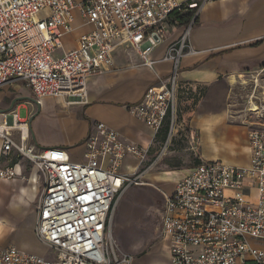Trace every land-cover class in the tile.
<instances>
[{
  "label": "built area",
  "instance_id": "2783aa9c",
  "mask_svg": "<svg viewBox=\"0 0 264 264\" xmlns=\"http://www.w3.org/2000/svg\"><path fill=\"white\" fill-rule=\"evenodd\" d=\"M216 1L0 0V89L23 83L39 102L44 97L82 102L91 78L116 71L115 53L121 47L140 57L137 66L150 70L171 62L170 75L129 108L154 134L170 125L166 150L177 122L180 64L194 53V21ZM75 12L89 30L67 51L64 38L76 28ZM184 15L190 23L156 59L154 51ZM249 101L248 112L262 120L250 131L251 166L204 162L165 199L161 231L171 239V264H264V97L254 93ZM30 138L29 120L0 111V151L32 163L43 189L35 236L55 257L0 244V264H132L134 256L120 249L113 224L119 200L152 169L122 172L129 155L143 164L141 147L105 123L88 135L82 161L61 147L38 149ZM16 176L13 167H0V181Z\"/></svg>",
  "mask_w": 264,
  "mask_h": 264
},
{
  "label": "crops",
  "instance_id": "0c3cea01",
  "mask_svg": "<svg viewBox=\"0 0 264 264\" xmlns=\"http://www.w3.org/2000/svg\"><path fill=\"white\" fill-rule=\"evenodd\" d=\"M75 16L76 28L66 36L70 37L69 44L73 42L74 45L68 46L64 38L67 51L76 48L79 38L89 30L78 12ZM198 22L190 35L194 53L186 55L179 68L178 114L172 131L173 136H185L189 145L183 151L169 150L168 145L165 153L162 151L157 158L159 160L165 155L167 198L173 195L178 181L204 162L221 161L233 167L251 166L249 136L256 125H253L255 123L245 108H249V100L254 93L264 97V0H219L201 10ZM186 25L180 22L179 26L170 29L165 42L153 53L156 59L165 56L169 47L179 40ZM259 41L263 42L254 45ZM115 59L116 62L122 61L124 69L91 78L87 98L82 102L69 103L60 97H44L39 102L26 85L23 88L17 84L0 89V111L17 112L19 115L20 109L28 108L30 117L26 119L30 123V143L38 149L61 147L74 161H82L88 135L95 131L98 123H105L126 142L141 147L146 154L144 162H150V157L158 153L157 146L164 145L165 149L170 136L169 128L166 137L169 124L154 134L144 121L130 113L129 108L143 98L148 87L170 75L172 63L159 62L153 70L137 66L140 57L124 47L115 53ZM190 131L196 136V143L191 141ZM128 160H136L135 170L130 174L133 175L140 170V162L129 155L121 168L126 174L124 167L128 166ZM31 164L15 152L3 154L0 151V167H13L17 172L12 181H0V195L7 194L11 199L3 214L15 213L20 225L14 234L17 245H11L16 248L21 245L19 236L35 241L38 219H28L32 215H26L25 211L26 206L35 202L38 196L35 189L39 190L33 182L37 174L33 170L28 171ZM32 173L28 187H24V181ZM150 174L151 171L144 173L143 183ZM9 186L19 189L15 196L7 190ZM123 197L119 200L115 216ZM164 208L165 204L159 212L161 220L156 233L163 242H167L168 251L159 253L156 258L152 252L154 248L142 245L133 250L140 254L138 257L132 254L133 264H171V239L161 231ZM142 247L146 249L142 250Z\"/></svg>",
  "mask_w": 264,
  "mask_h": 264
},
{
  "label": "rangeland",
  "instance_id": "374dc122",
  "mask_svg": "<svg viewBox=\"0 0 264 264\" xmlns=\"http://www.w3.org/2000/svg\"><path fill=\"white\" fill-rule=\"evenodd\" d=\"M66 40L69 44L70 37H66ZM72 45H74L73 42L68 46ZM121 62V60L116 62V71H121V69H124L123 63ZM20 86L25 88L23 83H20ZM23 93L25 94V92ZM247 107L245 110L247 111L250 119L252 118L253 122L255 123L253 124L256 125L254 127L258 128V125L261 126L260 119L256 117L255 114H250ZM19 116L22 119L30 117L29 109H20ZM180 134L185 133L181 132ZM169 145V150L175 148L179 151H183L186 147H188L189 143L185 136L177 137L174 135L172 140H170ZM156 150L158 153L153 154L154 157H150V162L145 161L140 166L141 171L151 167L152 169L150 170V176L146 177L144 183L134 186L125 194L117 212V216H115L116 218L113 225V233L115 234V238L120 249H122L125 253H131V255L133 254L136 257H138L140 254L133 250H136V248H139L142 245H148L150 248H154L152 252L156 258H158L159 253L168 251L167 242H163L159 236L157 237L158 233H156V230L160 226L161 220L159 212L162 211L165 204V198L167 196V191L165 188V186H167L166 168L163 166V163H165V155L157 160L158 156L163 153L162 151L164 150V145L157 146ZM127 164L128 166L124 167V170L128 174H131L135 170V165L137 164L136 160H128ZM29 170H33V165L31 168L28 167V171ZM29 176L26 182L24 181L23 183L24 187H28ZM7 190L11 195L15 196L19 189L14 186H9ZM42 190L43 189L39 187V193L35 199V202L30 203L29 206H26V215H32L29 216L28 219H32L34 217V220H37L36 217L41 205L40 202L42 198ZM10 200L11 199L7 194L0 195V215L2 213L0 216V243L5 246L17 245L15 243L16 241L14 234L20 228L19 221L15 219V213L9 212L8 214H5L7 210L6 207L8 208V203ZM256 200L257 198L254 197L252 202L254 203ZM6 203L8 205H6ZM3 211H5L4 214ZM116 227H118L120 235ZM19 231L22 232L23 230ZM23 234L25 235L26 233L23 232ZM34 239L35 241H32L31 239H25L19 236V242L22 245L21 246L18 244L19 250L27 254L32 253L44 258L51 259L55 257L54 251H52L47 246L41 245L36 236H34ZM143 248L144 247L141 249L143 250ZM144 249H146V247Z\"/></svg>",
  "mask_w": 264,
  "mask_h": 264
},
{
  "label": "trees",
  "instance_id": "16d2710c",
  "mask_svg": "<svg viewBox=\"0 0 264 264\" xmlns=\"http://www.w3.org/2000/svg\"><path fill=\"white\" fill-rule=\"evenodd\" d=\"M179 19H180V22H182L183 24L184 23H186V24H189L190 23V20H191V18L190 17H188V16H179L178 17ZM195 24H198L199 22H198V18L197 19H195ZM263 41H259V42H257V43H255L254 45H259V44H261ZM170 128V125L167 127V131H166V137L168 138V129Z\"/></svg>",
  "mask_w": 264,
  "mask_h": 264
},
{
  "label": "bare ground",
  "instance_id": "6f19581e",
  "mask_svg": "<svg viewBox=\"0 0 264 264\" xmlns=\"http://www.w3.org/2000/svg\"><path fill=\"white\" fill-rule=\"evenodd\" d=\"M36 180H37V177H36ZM36 180L35 179H33V182H34V184H36ZM33 185V184H32ZM35 191H36V194H38L39 193V190H38V188H36L35 189ZM27 194H28V192H27Z\"/></svg>",
  "mask_w": 264,
  "mask_h": 264
}]
</instances>
